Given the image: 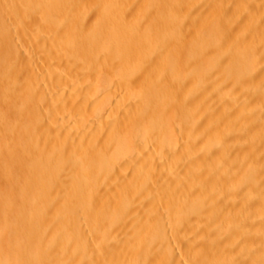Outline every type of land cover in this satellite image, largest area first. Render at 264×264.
Masks as SVG:
<instances>
[{
  "label": "bare ground",
  "instance_id": "obj_1",
  "mask_svg": "<svg viewBox=\"0 0 264 264\" xmlns=\"http://www.w3.org/2000/svg\"><path fill=\"white\" fill-rule=\"evenodd\" d=\"M0 264H264V0H0Z\"/></svg>",
  "mask_w": 264,
  "mask_h": 264
}]
</instances>
